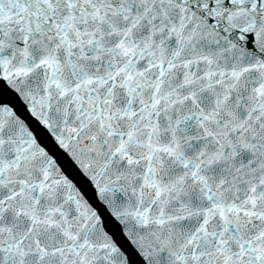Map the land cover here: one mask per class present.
I'll list each match as a JSON object with an SVG mask.
<instances>
[{"label": "snow or ice", "instance_id": "1", "mask_svg": "<svg viewBox=\"0 0 264 264\" xmlns=\"http://www.w3.org/2000/svg\"><path fill=\"white\" fill-rule=\"evenodd\" d=\"M0 264H264V0H0Z\"/></svg>", "mask_w": 264, "mask_h": 264}]
</instances>
